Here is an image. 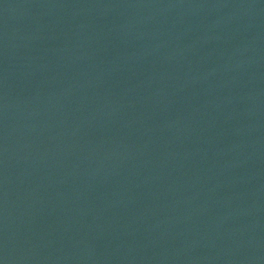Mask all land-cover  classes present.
Instances as JSON below:
<instances>
[{"label": "water", "instance_id": "1", "mask_svg": "<svg viewBox=\"0 0 264 264\" xmlns=\"http://www.w3.org/2000/svg\"><path fill=\"white\" fill-rule=\"evenodd\" d=\"M0 264H264V0H0Z\"/></svg>", "mask_w": 264, "mask_h": 264}]
</instances>
